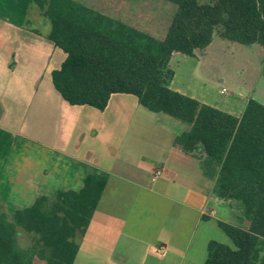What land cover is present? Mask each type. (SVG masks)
Returning <instances> with one entry per match:
<instances>
[{
	"label": "crops",
	"instance_id": "1",
	"mask_svg": "<svg viewBox=\"0 0 264 264\" xmlns=\"http://www.w3.org/2000/svg\"><path fill=\"white\" fill-rule=\"evenodd\" d=\"M41 1L49 0H0V210L13 220L38 198L79 192L88 175H107L91 223L75 239V264H204L210 241L230 246L218 222L245 230L250 222L238 203L215 195L202 147L191 154L177 143L191 125L131 94H113L104 111L67 103L52 81L67 55L48 39ZM70 1L162 38L176 10L163 0ZM256 1L264 19V0ZM169 66L173 91L235 118L250 99L264 105L260 45L215 33L195 57L173 53ZM157 169L164 174L153 180ZM32 264L47 262L36 256Z\"/></svg>",
	"mask_w": 264,
	"mask_h": 264
},
{
	"label": "trees",
	"instance_id": "2",
	"mask_svg": "<svg viewBox=\"0 0 264 264\" xmlns=\"http://www.w3.org/2000/svg\"><path fill=\"white\" fill-rule=\"evenodd\" d=\"M163 1L176 10L162 39L70 0L41 1L52 22L48 39L67 55L52 72L54 87L71 106L99 111L113 94H131L150 111L191 125L177 143L191 154L202 147L204 173L216 176L215 195L238 203L250 222L248 230L218 222L234 247L210 241L204 264H264V105L250 99L243 117L235 118L173 91L169 66L173 53L195 57L215 33L264 47V19L256 0ZM107 182V175H88L81 191L38 198L13 220L0 210V264H32L36 256L47 264H75V239L86 233ZM18 228L38 235L37 244L20 248Z\"/></svg>",
	"mask_w": 264,
	"mask_h": 264
},
{
	"label": "rangeland",
	"instance_id": "3",
	"mask_svg": "<svg viewBox=\"0 0 264 264\" xmlns=\"http://www.w3.org/2000/svg\"><path fill=\"white\" fill-rule=\"evenodd\" d=\"M130 23L132 24H137L138 21H136V19L134 17L131 18V20H129ZM153 37L157 38V39H162V35H152ZM48 209H51V206H49ZM39 240V236L36 234H30L25 232L23 229L18 228V236H17V243L19 245L20 248L22 249H30L33 246H35L37 244V241ZM230 242V247H234L232 241L229 239ZM37 247V246H36ZM40 248H42V244L40 243V245L38 246V250H40Z\"/></svg>",
	"mask_w": 264,
	"mask_h": 264
},
{
	"label": "built area",
	"instance_id": "4",
	"mask_svg": "<svg viewBox=\"0 0 264 264\" xmlns=\"http://www.w3.org/2000/svg\"><path fill=\"white\" fill-rule=\"evenodd\" d=\"M226 92H227L226 89H223V90H222V93H223V94L226 93ZM163 174H164V172H163L162 169H157V170H155V171L153 172L152 178H153V180H154V179H156V178L161 177ZM212 213H213V212H210L209 214H212Z\"/></svg>",
	"mask_w": 264,
	"mask_h": 264
}]
</instances>
